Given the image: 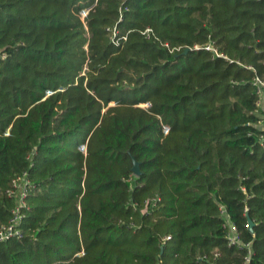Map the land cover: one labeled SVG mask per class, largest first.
I'll return each instance as SVG.
<instances>
[{
	"label": "trees",
	"instance_id": "obj_1",
	"mask_svg": "<svg viewBox=\"0 0 264 264\" xmlns=\"http://www.w3.org/2000/svg\"><path fill=\"white\" fill-rule=\"evenodd\" d=\"M254 78L264 0H0V264H264Z\"/></svg>",
	"mask_w": 264,
	"mask_h": 264
},
{
	"label": "built area",
	"instance_id": "obj_2",
	"mask_svg": "<svg viewBox=\"0 0 264 264\" xmlns=\"http://www.w3.org/2000/svg\"><path fill=\"white\" fill-rule=\"evenodd\" d=\"M206 50H212L217 55V52L210 46L205 47ZM253 85L256 87L257 95L259 101L262 97L264 91V80L259 78H254ZM259 107V102H258ZM262 122H264V118L262 117ZM262 130L264 131V124ZM260 139L264 141V134L260 136ZM31 183L27 179L26 173L17 177L12 182V187L6 191V193L11 196L15 203L14 207L11 210V217L8 223L0 228V242L6 241L12 238H20L21 232L18 229L23 217H24V210L27 209L26 206V198L29 194L31 189ZM155 201V200H153ZM232 235H230V242L234 243L236 241V237L234 236V229L231 230ZM168 239V237L166 238Z\"/></svg>",
	"mask_w": 264,
	"mask_h": 264
},
{
	"label": "water",
	"instance_id": "obj_3",
	"mask_svg": "<svg viewBox=\"0 0 264 264\" xmlns=\"http://www.w3.org/2000/svg\"><path fill=\"white\" fill-rule=\"evenodd\" d=\"M187 51H189L188 48H186L184 50V53H186ZM132 173L136 176L140 175L139 166H138V163L136 161H133ZM252 226H253V223L251 221H249V230L250 231H252Z\"/></svg>",
	"mask_w": 264,
	"mask_h": 264
},
{
	"label": "crops",
	"instance_id": "obj_4",
	"mask_svg": "<svg viewBox=\"0 0 264 264\" xmlns=\"http://www.w3.org/2000/svg\"><path fill=\"white\" fill-rule=\"evenodd\" d=\"M259 107H260L261 111L264 113V91H263L262 97H261V99L259 101ZM262 117L264 118V114H263Z\"/></svg>",
	"mask_w": 264,
	"mask_h": 264
},
{
	"label": "rangeland",
	"instance_id": "obj_5",
	"mask_svg": "<svg viewBox=\"0 0 264 264\" xmlns=\"http://www.w3.org/2000/svg\"><path fill=\"white\" fill-rule=\"evenodd\" d=\"M84 14H85V13H82V16H84ZM263 124H264V122H262V125H260L261 128H263Z\"/></svg>",
	"mask_w": 264,
	"mask_h": 264
}]
</instances>
